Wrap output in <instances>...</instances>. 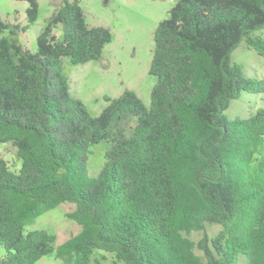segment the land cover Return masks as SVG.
<instances>
[{"label": "trees", "instance_id": "obj_1", "mask_svg": "<svg viewBox=\"0 0 264 264\" xmlns=\"http://www.w3.org/2000/svg\"><path fill=\"white\" fill-rule=\"evenodd\" d=\"M29 1L33 23L39 4ZM80 2L62 0L35 52L0 21V142L22 163L16 171L0 156V264L52 254L92 264L97 252L112 264H264V108L224 114L242 91L264 92L231 58L243 41L264 56V0H178L154 31L150 104L126 89L98 115L71 93L64 59L99 60L113 35L90 26ZM65 203L78 230L63 242L26 232Z\"/></svg>", "mask_w": 264, "mask_h": 264}, {"label": "rangeland", "instance_id": "obj_2", "mask_svg": "<svg viewBox=\"0 0 264 264\" xmlns=\"http://www.w3.org/2000/svg\"><path fill=\"white\" fill-rule=\"evenodd\" d=\"M178 0H81L86 21L90 26H104L111 30L112 41L106 44L99 60L82 64H72L64 59V70L69 77L71 93L80 98L92 115H98L107 105L106 96L117 97L126 89L134 90L147 104L151 101V91L156 79L150 74V64L154 53V31L159 22L169 16L170 9ZM39 16L30 23L27 9L29 0H0V21L8 28L4 35L16 37L27 49L37 50V37L47 19L54 13L62 0H37ZM13 31V33H12ZM61 37L62 28L56 30ZM255 36L264 40V27L255 31ZM234 62L242 66L244 75L264 79V56L249 48L245 41L231 54ZM264 108V92L242 91L232 100L224 114L229 120L248 118L254 111ZM105 143L94 148L90 168L98 170L107 149ZM0 156L10 162L11 168L18 171L21 160L16 148L9 142H0ZM70 205L65 203L47 211L34 223L26 226V232L46 229L55 234L57 244L78 230L77 224L66 216ZM210 235L220 230V225L207 223ZM192 237L198 241L201 232ZM6 251L0 245V258ZM244 257L243 255L240 258ZM244 259V258H243ZM111 253L97 252L92 264H112ZM37 264H65L55 254L43 257ZM240 264H243L241 261Z\"/></svg>", "mask_w": 264, "mask_h": 264}]
</instances>
